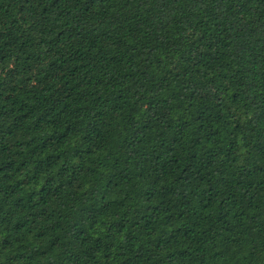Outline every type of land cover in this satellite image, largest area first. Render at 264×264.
I'll return each instance as SVG.
<instances>
[{
	"label": "trees",
	"instance_id": "obj_1",
	"mask_svg": "<svg viewBox=\"0 0 264 264\" xmlns=\"http://www.w3.org/2000/svg\"><path fill=\"white\" fill-rule=\"evenodd\" d=\"M0 264H264V0H0Z\"/></svg>",
	"mask_w": 264,
	"mask_h": 264
}]
</instances>
